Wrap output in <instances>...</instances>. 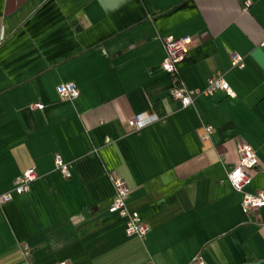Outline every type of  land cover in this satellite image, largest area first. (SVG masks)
I'll return each mask as SVG.
<instances>
[{
    "label": "crops",
    "instance_id": "0c3cea01",
    "mask_svg": "<svg viewBox=\"0 0 264 264\" xmlns=\"http://www.w3.org/2000/svg\"><path fill=\"white\" fill-rule=\"evenodd\" d=\"M168 36L192 39L177 65L187 89L220 74L235 98L173 101ZM262 41L264 0H0V195L27 169L38 175L0 205V264H21L23 245L29 264H264V208H240L264 191ZM69 82L79 97L61 100ZM143 115L160 120L132 130ZM202 124L214 130L206 143ZM240 143L260 165L236 192L226 174ZM114 178L149 227L143 240L109 212Z\"/></svg>",
    "mask_w": 264,
    "mask_h": 264
},
{
    "label": "built area",
    "instance_id": "2783aa9c",
    "mask_svg": "<svg viewBox=\"0 0 264 264\" xmlns=\"http://www.w3.org/2000/svg\"><path fill=\"white\" fill-rule=\"evenodd\" d=\"M249 3L247 2L246 5ZM192 39L184 37L175 39L172 36L163 39V48L165 58L161 63L162 71L170 76L172 85L169 89L170 98L177 102L181 108L191 106L195 98L199 96H211L217 91L223 92L230 98H235V94L223 79L220 74L213 75L207 80L203 89L189 90L178 78L177 65L182 62L189 50ZM260 47L264 48V41L260 43ZM231 66L237 69L244 68V59L238 54H231ZM56 93L61 100L74 101L79 97V90L76 84L62 83L56 87ZM33 109L41 110L43 105L33 104ZM160 118L156 116H135L130 122L129 126L134 131L141 130L147 125L159 121ZM213 127L209 124H202L199 139L202 143L210 140L213 134ZM237 160L233 167L226 174V181L236 192H243L245 187L251 180L250 172L259 168V159L255 151L247 144L240 143L236 150ZM54 167L62 177H70V166L65 163L59 156L54 157ZM38 175L33 168L27 169L17 176L13 182L12 188L9 192L0 195V205L9 203L13 195H22L29 191L30 185L37 179ZM113 199L109 208V212L117 215L124 221L125 235L127 237H136L143 240L148 231V225L142 221L137 212L131 211L127 206V199L130 193L129 188L119 178L112 180ZM240 208L243 214L247 215L250 212L264 208V191L255 193H245ZM22 263L29 264L28 257L30 250L26 245L21 248ZM190 264H203L200 257L192 259Z\"/></svg>",
    "mask_w": 264,
    "mask_h": 264
}]
</instances>
